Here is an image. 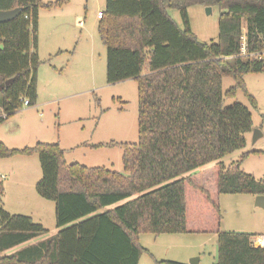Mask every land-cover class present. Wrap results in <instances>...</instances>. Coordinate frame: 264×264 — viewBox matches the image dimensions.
Segmentation results:
<instances>
[{
    "label": "trees",
    "instance_id": "obj_1",
    "mask_svg": "<svg viewBox=\"0 0 264 264\" xmlns=\"http://www.w3.org/2000/svg\"><path fill=\"white\" fill-rule=\"evenodd\" d=\"M68 2L0 0V10L22 8L0 23V125L24 99L37 103L40 10ZM196 4L219 8L216 42L193 34L188 8ZM171 9L181 13L183 28ZM102 13L98 32L107 50V83L138 84L139 140L121 144L128 175L69 164L58 142L19 149L0 141V158L38 154L37 192L55 202L59 229L21 247L48 230L3 208L0 181V264H140L145 233L217 234L214 264H264V248L253 244L256 234L222 229L220 202L225 194L264 195V178L242 169L246 157L264 151L245 152L228 167L222 161L245 148L254 129L251 110L238 101L225 106V99L246 90L247 74L264 72V0H107ZM225 77L235 80L227 91Z\"/></svg>",
    "mask_w": 264,
    "mask_h": 264
},
{
    "label": "rangeland",
    "instance_id": "obj_2",
    "mask_svg": "<svg viewBox=\"0 0 264 264\" xmlns=\"http://www.w3.org/2000/svg\"><path fill=\"white\" fill-rule=\"evenodd\" d=\"M106 3L107 0H69L61 8L40 10L38 99L35 105L20 108L0 125V141L9 148L58 142L69 164L104 166L128 175L123 166L121 144L139 140L138 84L134 79L107 83V50L98 32L100 20L97 16L98 11L106 9ZM169 14L181 28L184 27L178 10L171 9ZM188 17L190 28L199 41L212 43L218 40L220 10L217 6H212L211 12L203 5L190 6ZM53 45L64 51L49 57L47 53ZM244 80L247 93L238 89L234 99H225V106L236 101L246 105L253 114L254 129L259 130L261 136L252 143V133L245 148L223 157L227 167L241 160L251 147L264 150V72L247 74ZM234 84L232 77H225L223 90H229ZM248 94L255 98L256 106ZM3 111L0 90V115ZM243 168L257 178H264V154H250L243 160ZM41 178L37 153L0 158V181L4 186L1 205L10 213L29 215L36 222L42 221L49 234L39 237L46 238L57 229L56 205L37 192ZM221 200L223 230L252 231L264 226V209L255 206L253 195L225 194L221 195ZM167 236L162 235L157 242H154V234L140 236L141 244L152 254L144 252L140 264H160L154 255L190 263V253L200 251L204 252L200 264L218 261L217 242L212 235L185 240L194 245L191 247H183L178 240H167L171 238ZM201 242L206 245L196 246Z\"/></svg>",
    "mask_w": 264,
    "mask_h": 264
},
{
    "label": "crops",
    "instance_id": "obj_3",
    "mask_svg": "<svg viewBox=\"0 0 264 264\" xmlns=\"http://www.w3.org/2000/svg\"><path fill=\"white\" fill-rule=\"evenodd\" d=\"M66 5V4H65ZM65 5H63V6H65ZM62 6V7H63ZM61 8V7H60ZM98 12H102L101 10L100 11H98ZM39 18H40V14H39ZM98 19L100 20V18L98 17ZM38 36H39V31H38ZM55 45H53L52 47H50V51H49V53H47L48 55L47 56H49V57H52L53 56V54H55L56 53V55H59L60 53H62L63 51H64V49H62V47H54ZM38 47H39V43H38ZM56 48H58V49H56ZM38 53H39V49H38ZM39 57H40V55H39ZM146 68V67H145ZM145 68H144V71H143V74H146V73H148V70L147 71H145ZM128 80V79H127ZM255 126V125H254ZM252 133H253V131L252 132H250V133H248V134H246V138H247V145L249 144V142H250V139H251V135H252ZM259 139V138H258ZM257 139V140H258ZM254 142H256V141H253L252 143H254ZM252 146H254V145H252ZM252 149H250V150H248V151H264L263 149H259V148H254L253 149V147H251ZM248 151H246V152H248ZM254 155H256V154H254ZM239 161V160H238ZM242 169L246 172V170L243 168V162H242ZM253 174V173H252ZM262 178V177H261ZM7 179H8V177H7ZM254 197V204H255V198H256V196H253ZM223 199V198H222ZM220 202H221V204H222V200H221V198H220ZM256 206V205H255ZM257 207V206H256ZM17 214V213H16ZM32 217V216H31ZM55 217H56V215H55ZM33 218V217H32ZM42 222V221H41ZM41 222H39V223H41ZM42 225H43V223H41ZM240 224H242L241 222H240ZM243 225V224H242ZM44 226V225H43ZM59 231V229L57 228L55 231H54V233H52L51 235H49L48 237H50V236H52V235H54V234H56L57 232ZM241 232H248V233H252V234H256V235H258V234H262V233H264V226H262L260 229H254V230H252V231H241ZM46 234H49L48 232L46 233ZM162 235H169V236H167V237H171V238H166L167 240H170V241H172V242H175V240H178V242H179V244L181 245L182 244V246L184 247V246H188V247H191V246H194V245H190L191 243H185V240H192L193 238H196V237H207V236H205V235H212L211 237H213V239H214V237H215V239H216V242H217V257H218V236H217V234H203V233H192V234H190V233H184V234H182V233H176V234H160V235H155V237L156 238H154V242H157L158 241V239H160V237L162 236ZM48 237H46V238H48ZM41 237H37V238H35V239H33V240H31V241H29V242H27L26 244H24V245H22L21 247H24V246H26V245H29V244H32V243H34V242H38V241H41V240H44V239H46V238H41ZM199 245H201V246H203V245H206V242H201L200 244H198V245H196V246H199ZM144 246V245H143ZM145 247V246H144ZM20 248V247H19ZM146 249H147V252L148 253H150V251H149V249L147 248V247H145ZM18 248H15V249H12V250H10V251H8L7 253H12V252H14V251H16ZM204 253V252H203ZM201 251L200 252H193V253H190V258H196V257H199V262L202 260V258H203V254ZM151 254V253H150ZM151 256H152V254H151ZM154 257V259L156 260V261H159V260H175V259H170V258H167V257H156L155 255L153 256ZM141 258H142V256H141ZM176 261V260H175ZM140 262H141V259H140ZM185 263V262H184Z\"/></svg>",
    "mask_w": 264,
    "mask_h": 264
},
{
    "label": "water",
    "instance_id": "obj_4",
    "mask_svg": "<svg viewBox=\"0 0 264 264\" xmlns=\"http://www.w3.org/2000/svg\"><path fill=\"white\" fill-rule=\"evenodd\" d=\"M212 7H208V11L211 12ZM22 11L21 7H17L11 10H0V23L6 22L14 19L17 17ZM14 78H11L6 81V85H8L11 81H13ZM253 140L256 141L261 136V132L257 129H253ZM255 205L257 207H261L264 209V195H258L255 198ZM189 264H200L199 263V257L193 258Z\"/></svg>",
    "mask_w": 264,
    "mask_h": 264
},
{
    "label": "built area",
    "instance_id": "obj_5",
    "mask_svg": "<svg viewBox=\"0 0 264 264\" xmlns=\"http://www.w3.org/2000/svg\"><path fill=\"white\" fill-rule=\"evenodd\" d=\"M99 18H102L103 16V13L102 12H98V15H97ZM27 106H31L30 102L28 99H24L23 100V106L22 107H27ZM253 244L256 246V247H261V248H264V233L262 234H258V235H255L253 237Z\"/></svg>",
    "mask_w": 264,
    "mask_h": 264
}]
</instances>
